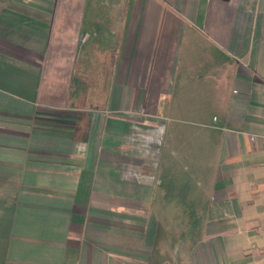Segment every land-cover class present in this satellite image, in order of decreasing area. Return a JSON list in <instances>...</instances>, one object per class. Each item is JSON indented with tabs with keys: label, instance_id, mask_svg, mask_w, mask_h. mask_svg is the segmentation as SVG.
<instances>
[{
	"label": "crops",
	"instance_id": "crops-1",
	"mask_svg": "<svg viewBox=\"0 0 264 264\" xmlns=\"http://www.w3.org/2000/svg\"><path fill=\"white\" fill-rule=\"evenodd\" d=\"M0 264H264V0H0Z\"/></svg>",
	"mask_w": 264,
	"mask_h": 264
}]
</instances>
